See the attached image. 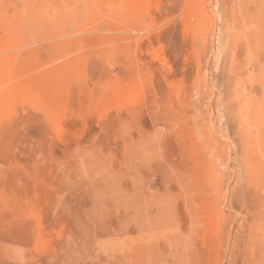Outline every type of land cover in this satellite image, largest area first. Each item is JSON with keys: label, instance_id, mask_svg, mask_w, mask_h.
<instances>
[{"label": "rangeland", "instance_id": "rangeland-1", "mask_svg": "<svg viewBox=\"0 0 264 264\" xmlns=\"http://www.w3.org/2000/svg\"><path fill=\"white\" fill-rule=\"evenodd\" d=\"M0 264H264V0H0Z\"/></svg>", "mask_w": 264, "mask_h": 264}]
</instances>
